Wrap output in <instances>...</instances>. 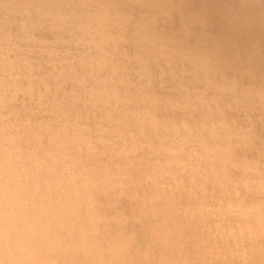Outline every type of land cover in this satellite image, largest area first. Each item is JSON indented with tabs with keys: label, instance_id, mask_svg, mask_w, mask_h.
<instances>
[{
	"label": "clouds",
	"instance_id": "clouds-1",
	"mask_svg": "<svg viewBox=\"0 0 264 264\" xmlns=\"http://www.w3.org/2000/svg\"><path fill=\"white\" fill-rule=\"evenodd\" d=\"M0 264H264V0H0Z\"/></svg>",
	"mask_w": 264,
	"mask_h": 264
}]
</instances>
